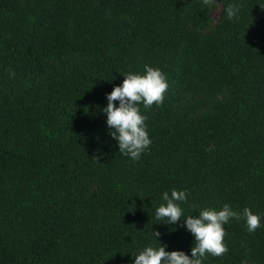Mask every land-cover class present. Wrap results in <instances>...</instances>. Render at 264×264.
I'll return each mask as SVG.
<instances>
[{"label": "trees", "instance_id": "1", "mask_svg": "<svg viewBox=\"0 0 264 264\" xmlns=\"http://www.w3.org/2000/svg\"><path fill=\"white\" fill-rule=\"evenodd\" d=\"M145 64L168 87L140 105L151 144L134 161L100 109ZM173 188L185 216L261 217L253 232L230 219L227 251L203 264H264V0H0V264L187 254L183 217H155Z\"/></svg>", "mask_w": 264, "mask_h": 264}, {"label": "clouds", "instance_id": "2", "mask_svg": "<svg viewBox=\"0 0 264 264\" xmlns=\"http://www.w3.org/2000/svg\"><path fill=\"white\" fill-rule=\"evenodd\" d=\"M225 11L229 18L234 15V8L229 5ZM123 75L122 82L114 86L105 96L106 106L100 109L105 116L108 135L116 141L118 152L132 160L140 155L151 144L146 130V116L140 111L163 100L168 85L159 68L144 65L143 73L128 72ZM118 102V103H116ZM187 199V190L171 189L161 194V203L155 209L157 220L165 219V223L175 224L183 217V227L193 237V245L189 253L182 250L166 251L167 245L158 242L157 247L146 245L133 260V264H203L206 254L220 255L227 251L224 241L225 228L230 219H243L249 232L261 226V217L245 207L242 212L235 211L228 203L220 209L201 208L196 215L185 216L178 202ZM155 240L159 232L152 233Z\"/></svg>", "mask_w": 264, "mask_h": 264}, {"label": "rangeland", "instance_id": "3", "mask_svg": "<svg viewBox=\"0 0 264 264\" xmlns=\"http://www.w3.org/2000/svg\"><path fill=\"white\" fill-rule=\"evenodd\" d=\"M219 13H220V5L217 4V5L213 8V10H212V12H211V18H212L213 21H217V19H218V17H219Z\"/></svg>", "mask_w": 264, "mask_h": 264}]
</instances>
